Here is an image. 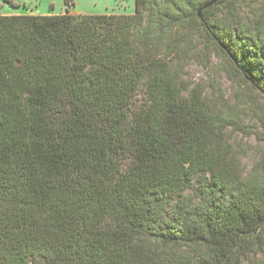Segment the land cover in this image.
I'll use <instances>...</instances> for the list:
<instances>
[{
  "label": "trees",
  "instance_id": "16d2710c",
  "mask_svg": "<svg viewBox=\"0 0 264 264\" xmlns=\"http://www.w3.org/2000/svg\"><path fill=\"white\" fill-rule=\"evenodd\" d=\"M212 1L0 14V264H242L264 248V158L246 174L229 136L243 111L183 78L198 35L264 127V0Z\"/></svg>",
  "mask_w": 264,
  "mask_h": 264
},
{
  "label": "rangeland",
  "instance_id": "374dc122",
  "mask_svg": "<svg viewBox=\"0 0 264 264\" xmlns=\"http://www.w3.org/2000/svg\"><path fill=\"white\" fill-rule=\"evenodd\" d=\"M66 0H0L1 15H59L69 11L75 15L125 14L132 15L137 10V0H73V6L68 7ZM249 10L243 8L245 17L249 18ZM194 56L187 63L184 80L191 85L203 83L209 95L219 93L225 97L224 104L232 107L240 106L243 111L239 131L230 129L229 136L237 152L240 153L242 167L246 174L254 171L264 158V142L254 130L264 131L260 123L245 104L239 103L244 94H253L247 88H241L238 82L230 79L225 73L224 60L218 54L206 56L203 54L204 40L197 35L195 38ZM244 132H242V131ZM193 191L190 190L189 193ZM242 264H264V248L257 247L245 257Z\"/></svg>",
  "mask_w": 264,
  "mask_h": 264
},
{
  "label": "water",
  "instance_id": "95a60500",
  "mask_svg": "<svg viewBox=\"0 0 264 264\" xmlns=\"http://www.w3.org/2000/svg\"><path fill=\"white\" fill-rule=\"evenodd\" d=\"M217 1H219V0H213L208 6H205V8H208V7L212 6V5L215 4ZM201 13H202V10H200L199 15H201Z\"/></svg>",
  "mask_w": 264,
  "mask_h": 264
}]
</instances>
